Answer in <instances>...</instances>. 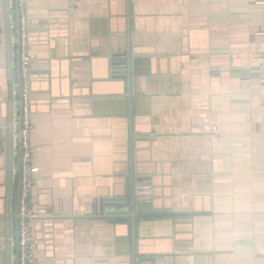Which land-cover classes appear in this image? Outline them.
Masks as SVG:
<instances>
[{
	"label": "crops",
	"instance_id": "0c3cea01",
	"mask_svg": "<svg viewBox=\"0 0 264 264\" xmlns=\"http://www.w3.org/2000/svg\"><path fill=\"white\" fill-rule=\"evenodd\" d=\"M8 1L0 0V264H14L20 193ZM24 6L37 264H264V3ZM128 46L138 59L131 118L109 62ZM131 170L148 180L151 207L136 219L134 244L130 221L100 210L125 195Z\"/></svg>",
	"mask_w": 264,
	"mask_h": 264
},
{
	"label": "built area",
	"instance_id": "2783aa9c",
	"mask_svg": "<svg viewBox=\"0 0 264 264\" xmlns=\"http://www.w3.org/2000/svg\"><path fill=\"white\" fill-rule=\"evenodd\" d=\"M264 3V0H259ZM9 29L12 31V56L18 68V86L15 89L14 110L9 129H11L14 151L18 156V172L20 177V193L16 246L14 264H37L34 254V243L30 237L29 221L34 217L30 208V192L33 180L39 171L33 163L30 133L33 124L29 110L28 70L31 54L27 50L26 12L24 0H9L6 7ZM1 15V9H0ZM264 255V250H263Z\"/></svg>",
	"mask_w": 264,
	"mask_h": 264
},
{
	"label": "water",
	"instance_id": "95a60500",
	"mask_svg": "<svg viewBox=\"0 0 264 264\" xmlns=\"http://www.w3.org/2000/svg\"><path fill=\"white\" fill-rule=\"evenodd\" d=\"M138 59L133 56L131 47L128 46L126 51L113 53L110 56V77L124 83L128 89V101L130 108V118L132 115V83L133 76L138 73ZM145 178H135L134 170H131L126 180V192L123 197H114L106 199L101 203V211L106 212L115 218L116 221H130L132 230V242L135 240L136 219L142 220L150 213V187ZM20 191V189H19ZM19 208V195L16 214V240L18 234L17 219ZM18 249L16 248V252ZM135 259V256H134Z\"/></svg>",
	"mask_w": 264,
	"mask_h": 264
},
{
	"label": "trees",
	"instance_id": "16d2710c",
	"mask_svg": "<svg viewBox=\"0 0 264 264\" xmlns=\"http://www.w3.org/2000/svg\"><path fill=\"white\" fill-rule=\"evenodd\" d=\"M3 11H5V10L3 9ZM3 15L5 16V13H3ZM4 28H5L6 30H9V24H8L7 19L4 21Z\"/></svg>",
	"mask_w": 264,
	"mask_h": 264
}]
</instances>
